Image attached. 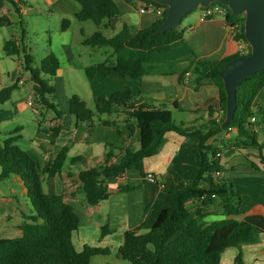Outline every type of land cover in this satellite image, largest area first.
<instances>
[{"label":"trees","instance_id":"obj_1","mask_svg":"<svg viewBox=\"0 0 264 264\" xmlns=\"http://www.w3.org/2000/svg\"><path fill=\"white\" fill-rule=\"evenodd\" d=\"M80 4L81 10L76 19L81 22L91 21L97 27L103 28L105 23L112 24L122 16L116 0H74ZM134 5L136 0H123ZM142 4H154L148 0H137ZM219 4V3H214ZM221 5V4H219ZM227 13V26H237L235 40L242 42L248 49L247 54H235L221 61H202L194 59L190 66L183 71H177V62H156L153 53L170 51L173 46L183 41V31L180 28L171 29L163 34L157 30L166 18L167 7L162 6L165 12L157 17L154 23L145 29L137 30L124 25L112 37L105 36L104 31H96L92 36L83 40L84 46L92 48L111 49L114 62H103L85 68L84 72L89 80L96 75H108L114 71L122 77L140 79L151 74H177L179 82H185L186 73L192 78L188 85L197 90L204 84H214L220 90L219 102L223 110L221 120H209L208 125L201 128L186 127L177 124L167 109H157L147 104L136 105L139 99L134 97L130 89L114 92L109 98L100 97L95 101L94 109L87 107L85 101L73 95L69 99V112L75 116L77 123L90 122L95 116H107L103 125H114L117 136L120 137V127L117 118L122 116L131 132L134 127L141 130V146L138 150H127L124 156L112 162L113 154L107 155L106 165L101 168L82 170L72 177L80 185L86 203L96 206L108 199L110 190L108 180L125 175L129 171H138L145 179V159L160 153L168 132H175L181 136H196L199 142L194 146L193 158L196 172L191 184L182 189L172 187L166 196V207L160 212L156 222L147 232H141L142 227L129 230L124 234V242L118 250V256L130 264H221V255L231 248L239 251L235 264H244L242 261L243 247L260 242L264 234V217L251 215L243 220L234 217L240 215L243 197L230 189L222 177L225 172L220 160V150L213 145L217 134L230 129H236L237 135L227 142L229 147L237 149H257L261 160L264 161V129L259 132L255 129L264 125V110L257 99L264 96V71L248 76L237 90L238 107L234 121L226 127L223 122L226 116V93L220 72L225 66L238 58L251 54V48L245 39L244 21L242 15L235 16L224 5ZM202 9V8H201ZM69 20H63L61 30L69 26ZM7 16L0 17V27L10 25ZM104 30V29H103ZM9 56H18L21 52L14 40L5 45ZM24 69L30 73L35 103L38 107L51 109L62 115L54 104L55 86L50 85L46 76L55 77L60 69V61L55 54L45 57L40 66H34L30 54L24 55ZM259 107L258 114L254 108ZM257 115H261L259 122ZM115 117L114 120H110ZM256 119V120H255ZM60 128L50 131L52 138L57 137ZM263 135V136H262ZM263 141L261 142V138ZM20 137L17 132L9 136L0 145V181L11 175L19 176L28 191L30 203L29 214L22 213V231L20 238L0 239V264H91L92 257L109 254L108 249L84 246L77 251L73 244L72 235L79 229L80 219L75 209L66 201L63 194H47L43 189V177H53L61 174L67 159V147H64L56 159L40 166L39 159L29 151L17 145ZM115 144H109L113 147ZM79 158L72 159L76 163ZM207 182L208 189L200 188L201 182ZM128 191V187H122ZM195 201L200 207L194 213L190 212L188 203ZM217 203L228 219L207 223L206 209ZM106 229L103 228L104 236Z\"/></svg>","mask_w":264,"mask_h":264},{"label":"crops","instance_id":"obj_2","mask_svg":"<svg viewBox=\"0 0 264 264\" xmlns=\"http://www.w3.org/2000/svg\"><path fill=\"white\" fill-rule=\"evenodd\" d=\"M43 1L50 11L49 16L54 14L63 20H69L71 17L76 19V14L81 10L80 4L74 0ZM134 5L138 7L141 17L150 14L152 18L141 19L136 27L128 20V13L122 12V16L114 20L111 25L105 23L102 28L105 36L112 37L124 25L141 30L154 23L157 17L153 13L140 12L141 2L136 0ZM23 15H25V11L20 6V0H0V17L7 16L11 23L0 27V137H4V142L12 133L17 132L20 137L18 143L24 140L28 134H32L33 138L28 137L30 143L25 151L34 154L39 159L41 167L53 162L60 151L67 147V159L61 174L43 177L45 193H64L66 201L73 206L78 214L79 229L72 235L77 251H81L86 245L110 251L109 254L92 257L91 264H130L118 256V250L124 242L125 232L136 230L139 227H142L141 232L149 231L160 212L166 207L168 191L172 187L182 189L193 182L196 172L193 149L199 139L196 136H181L175 132L166 133V142L160 153L145 159V173L153 175L156 178V183L148 182L147 178L144 179L138 171H129L121 177L108 180L110 190L108 199L101 201L96 206L88 205L84 193L80 190V185L74 181L72 175L82 170L105 166L107 155L110 153L113 154L112 160H117L124 156L127 150H138L141 146V130L134 127V131L131 132L129 127L121 122L122 116L117 118L120 127L119 138L116 126L102 124L106 118L95 116L90 122L77 123L75 116L69 112L70 98L68 99V108L58 109L62 115H57L51 109L37 106L34 101L32 85L30 86V96L18 100L15 90L23 89L27 82L23 74L24 61L20 58L17 61L14 59L16 56L7 55L5 45L8 41L14 40L21 50L26 34L23 27ZM17 19L20 22V29ZM70 25L71 23L65 31L61 30V32H67ZM179 28L184 33L183 41L176 43L170 51L153 53V60L156 62H177L175 67L180 72L190 66L194 59L221 61L240 53L244 45L231 38L222 16L204 18L201 8L186 15ZM80 30L83 36H87L83 33L84 26ZM95 32L93 31L87 37L92 36ZM63 49L73 57L68 44L64 43ZM92 50L93 54H97L100 58L97 64L114 62L111 49L97 47ZM25 54H29L26 48L23 49V57ZM87 67L90 65L85 63L83 72ZM60 69L62 70H59L57 74L62 77L77 73L72 65L62 68L61 62ZM188 74L190 73L185 75L184 83L179 82L177 74H151L140 79H129L114 71L108 75L98 74L93 80L87 79L90 83V95L94 102L97 98H109L114 92L128 88L134 97L141 98L136 103L137 106L148 102L147 104L157 109H167L177 124L201 128L207 126L209 120H221L223 110L219 102V88L214 84L206 83L199 89L193 90L188 85L192 78L191 74ZM80 98L85 101L81 96ZM30 102L33 103L32 106L29 105ZM256 102L264 110V101H260L259 98ZM85 103L87 104V101ZM258 110L259 108H254L256 113ZM260 118L261 115H257L258 122ZM114 119L115 117L110 118V120ZM53 128H60V132L55 138L49 134ZM262 128L264 129V125L255 127L259 132ZM236 135V129H230L220 132L213 139V145L221 149L219 155L225 169L222 177L229 188L241 193L243 201L248 186L255 190L252 192L256 195V201L252 203L251 207L241 208L240 215L234 218L241 221L251 215L264 217V161L261 160L260 152L257 149L229 147L227 142L233 140ZM109 144L115 145L111 147ZM75 158H79V161L71 163ZM249 176L254 178V181L251 185H244L242 181ZM122 187H128V191H124L121 189ZM199 187L208 189L209 185L203 181ZM27 196V188L19 176L11 175L0 181V239H13L22 236V231L19 229V225L22 223V213L29 214L30 212ZM187 205L192 213L200 207V203L195 201H190ZM206 212L205 221L207 223L228 219L217 203L211 204ZM103 228L106 229L104 236L102 235ZM252 246L243 247V263L264 264V234L261 235L260 242ZM238 253L239 251L235 248L227 249L221 255V264H235Z\"/></svg>","mask_w":264,"mask_h":264},{"label":"rangeland","instance_id":"obj_3","mask_svg":"<svg viewBox=\"0 0 264 264\" xmlns=\"http://www.w3.org/2000/svg\"><path fill=\"white\" fill-rule=\"evenodd\" d=\"M121 12L128 13V20L131 21L136 27L140 23L141 19L145 20L147 17L152 15L147 14L141 17L138 7L136 5H129L123 0H116ZM20 6L25 11L23 15V27L26 30V34L23 38V45L21 46V52L18 56L14 57L15 60L24 61L23 49H27L28 53L32 56L34 60V66H40L41 61L47 57L49 54L55 53L58 56V59L61 62L62 68L72 65L75 67L77 73L73 75H65L64 77L59 76L58 74L55 77L46 76L48 83L55 86V95H54V104L57 109L68 108V99L73 95L81 96L85 101H87V106L90 109H94L95 102L93 101L90 95L89 81L83 72V67L85 63H88L90 66L94 63H99V56L93 54V48L91 46H84L82 44L83 39L88 35H91L93 31H104L103 29L97 27L93 22H81L71 17V25L67 32H61V26L63 19L54 16H49L50 12L46 3L43 0H20ZM86 24V25H83ZM17 25L20 29V22L17 19ZM84 26V34H81V27ZM21 35V32H20ZM68 44L70 49V54L63 49V44ZM91 55H90V54ZM62 70V69H59ZM24 76L27 79L23 89H16V98L26 99L30 96V86L32 82L30 80V73L23 71ZM35 101V100H34ZM260 101H264V96L260 97ZM261 104V103H260ZM261 107V105H259ZM259 108V107H257ZM107 118V116H102ZM33 138L32 134H28L24 140H21L17 143L23 150H27L30 143V139ZM4 137H0V143L3 142ZM254 181V178L249 176L247 179H244L242 183L244 185H251ZM255 192L254 188L248 186L245 191L246 196H244V201L241 205L242 209L251 207L252 203L256 201V195L252 192ZM241 194V193H239ZM244 247H253L252 245H246Z\"/></svg>","mask_w":264,"mask_h":264},{"label":"water","instance_id":"obj_4","mask_svg":"<svg viewBox=\"0 0 264 264\" xmlns=\"http://www.w3.org/2000/svg\"><path fill=\"white\" fill-rule=\"evenodd\" d=\"M167 7L166 18L157 34L177 29L182 19L199 8H208L219 3L230 9L233 15H242L245 39L251 54L229 62L220 72L226 93V116L223 127L234 121L238 107L237 90L242 82L256 73L264 71V0H148Z\"/></svg>","mask_w":264,"mask_h":264},{"label":"built area","instance_id":"obj_5","mask_svg":"<svg viewBox=\"0 0 264 264\" xmlns=\"http://www.w3.org/2000/svg\"><path fill=\"white\" fill-rule=\"evenodd\" d=\"M213 4H211L210 7L203 9V17L204 18H212L215 16H222L225 19V16L227 13L226 8L219 5V4H215V5H213ZM140 12L141 13L151 12L156 17H161L163 15V13L165 12V9L162 6H156L154 4H142ZM227 27L229 29V34H230L231 38L235 39L236 35H237V26H234L231 28L229 26H227ZM240 53L241 54H247L248 53V49L245 45H243V47L241 48ZM188 75H190V74H188ZM29 105L32 106L33 103L30 102ZM115 161L116 160H112L113 163ZM147 181L154 184V183H156V178L153 175H148Z\"/></svg>","mask_w":264,"mask_h":264}]
</instances>
